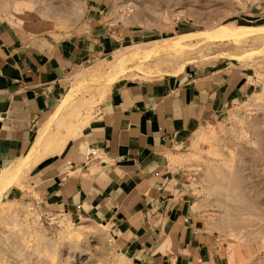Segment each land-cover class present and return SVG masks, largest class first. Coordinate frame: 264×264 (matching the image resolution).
<instances>
[{
    "label": "rangeland",
    "instance_id": "obj_1",
    "mask_svg": "<svg viewBox=\"0 0 264 264\" xmlns=\"http://www.w3.org/2000/svg\"><path fill=\"white\" fill-rule=\"evenodd\" d=\"M256 2L0 0V21L36 20L53 39L87 32L91 21L109 32L108 49L63 81L57 104L64 100L65 109L51 132L50 145L55 146L68 134V142L72 140L94 119L120 80L177 74L188 64L210 59L216 49L224 54V48L232 50L226 56L261 65L264 17L250 16ZM224 24L239 29L221 36ZM186 34L192 39L182 52L170 48L158 55L143 54L146 47L169 45ZM198 34L203 40L195 37ZM141 61L152 69L151 75L137 68ZM254 72L257 81L224 110L218 123L192 135L172 157L194 201L201 229L212 239L216 264H264V68ZM50 145L44 147L47 152H56ZM32 168L0 183V264H140L119 249L110 225L101 219L46 207L30 183Z\"/></svg>",
    "mask_w": 264,
    "mask_h": 264
},
{
    "label": "crops",
    "instance_id": "obj_2",
    "mask_svg": "<svg viewBox=\"0 0 264 264\" xmlns=\"http://www.w3.org/2000/svg\"><path fill=\"white\" fill-rule=\"evenodd\" d=\"M256 1L250 16L264 17V0ZM90 23L53 39L36 20L0 21V169L28 153L66 75L111 45L108 30ZM220 53L177 74L118 81L94 119L30 171L43 204L101 219L140 264H216L172 157L216 125L264 68Z\"/></svg>",
    "mask_w": 264,
    "mask_h": 264
},
{
    "label": "bare ground",
    "instance_id": "obj_3",
    "mask_svg": "<svg viewBox=\"0 0 264 264\" xmlns=\"http://www.w3.org/2000/svg\"><path fill=\"white\" fill-rule=\"evenodd\" d=\"M241 27V26H240ZM260 27V26H258ZM235 29H239L238 26L237 28L234 27ZM232 26H229L228 24H224L220 27L218 34H220L221 36H224L226 33H230V34H236V31ZM244 28V27H241ZM241 30V29H240ZM238 30V31H240ZM241 33H238V35ZM189 34L186 35H181L176 37V40L169 42L171 44H167V45H158V46H152V47H146L144 48V52L143 54L147 55V57L150 56V54H160L161 51H164V49H171V51L173 49H178L177 51L179 52L183 50L182 48H184V46L189 45L190 43H188L189 40L192 39V36H189ZM202 37V35L198 34L195 35V37L197 39H199ZM206 36V35H205ZM232 36V35H231ZM235 36V35H233ZM205 38V37H204ZM203 40V38H201ZM195 41V40H194ZM200 41V40H199ZM195 44V42H194ZM139 50V48H138ZM170 51V50H168ZM176 51V52H177ZM138 52V51H137ZM182 52V51H181ZM180 52V53H181ZM179 53V54H180ZM145 55V56H146ZM174 57V56H173ZM138 63V62H137ZM188 63V62H187ZM119 64V63H118ZM122 64V63H121ZM125 63H123L122 65L124 66ZM127 64V63H126ZM112 65V64H111ZM110 65V66H111ZM115 65V64H114ZM119 66V65H118ZM117 66V67H118ZM137 68H139V70H141V72L144 75H151L152 74V69L150 70L149 67H143V62H139V64L136 65ZM109 68V67H108ZM112 68V66H111ZM120 68V67H119ZM100 68H97V71H100ZM118 70V69H117ZM129 70V69H128ZM138 70V71H139ZM114 71V70H113ZM96 72V71H95ZM119 72H121V74L125 73V68H121L119 70ZM110 74V72H109ZM114 75V74H113ZM114 78V77H113ZM112 79V78H111ZM109 80V79H108ZM103 81V79H102ZM110 84V82H109ZM104 89V88H103ZM103 91V90H102ZM99 96V95H98ZM100 97V96H99ZM65 109L64 106V100L59 101V103L56 105V107L51 111V113L49 114V116L47 117V119L41 124V126L38 128L37 130V134L35 136V140H33V144L30 147V150L28 151L27 154L23 155V156H19L13 163H11L8 166H5L3 168L0 169V183H4L7 179L11 178L12 176H15L17 174H21L22 172L25 173L27 172L30 168H32L42 157H44L46 154H48L47 151H49V146L52 143V128L54 123L59 119V117L62 115L63 110ZM76 115V114H75ZM70 121V120H69ZM70 124V123H69ZM54 135V134H53ZM68 136L69 134L64 138L63 142H60L59 145H50L52 146V148L56 151L59 152L61 151L65 144L68 142ZM62 140V139H59ZM56 139V141H59ZM57 143V142H56ZM45 146L47 147L44 148ZM44 149V150H43ZM43 150V151H42ZM46 150V152H44ZM89 150V149H88ZM48 157V156H47ZM17 177V176H16ZM13 178V177H12ZM19 178V177H18Z\"/></svg>",
    "mask_w": 264,
    "mask_h": 264
}]
</instances>
